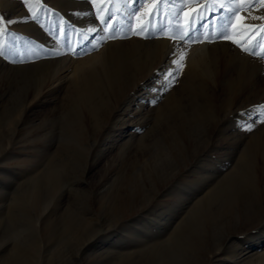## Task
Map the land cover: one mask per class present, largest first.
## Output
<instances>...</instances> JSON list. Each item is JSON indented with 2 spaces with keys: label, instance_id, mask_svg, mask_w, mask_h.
<instances>
[{
  "label": "rangeland",
  "instance_id": "1",
  "mask_svg": "<svg viewBox=\"0 0 264 264\" xmlns=\"http://www.w3.org/2000/svg\"><path fill=\"white\" fill-rule=\"evenodd\" d=\"M239 2L0 0V264H264V7L206 38Z\"/></svg>",
  "mask_w": 264,
  "mask_h": 264
},
{
  "label": "snow or ice",
  "instance_id": "2",
  "mask_svg": "<svg viewBox=\"0 0 264 264\" xmlns=\"http://www.w3.org/2000/svg\"><path fill=\"white\" fill-rule=\"evenodd\" d=\"M91 2V0H90ZM138 2L143 6L144 0H138ZM171 2H174V0H171ZM23 3L25 6H29L28 4V0H23ZM255 3H259L262 7H264V0H254L253 4H250L249 6H255ZM244 4V0H240L239 3H235L233 4L229 9H227V11L230 13L229 16L227 17H222L225 20V24L220 25V30L217 31L214 28L207 34V39L209 42H214L217 39L223 38L226 40H231L233 39V37L229 36L226 24L228 22H230L232 20L233 16H236L239 11H241L242 6ZM220 8H223V5H220ZM207 10V5L203 6L199 11H197L196 9H193L191 12H186V15H189L191 17L190 19V24L189 27L186 29H177L176 33L174 35H172L171 39L172 40H179L184 42V46H188V42L192 41L195 42L196 40H198L201 36H205V32L204 29L206 27H209L210 25H205V24H200L199 27H197V24H199L200 21H204L205 19H207L205 17V15L203 14L204 11ZM137 11H139V9H137ZM148 11H149V16H150V20H149V25L148 28L150 30V28L152 27L151 25V16L155 15L156 11H158V9L156 8L155 3H153L151 6L148 7ZM253 19H258L260 21H262L261 24L259 25H248L245 24L244 21V17H239V21L240 23L237 25L235 23L232 24V27L234 29H239V30H253V29H257L260 33L264 34V16H259V17H252ZM3 17H0V21H3ZM26 19H35V16L32 15L30 17H26ZM110 19V17H101V24H106V22ZM17 21H13V20H8L7 21V25H11L13 23H16ZM211 24L215 23V17L213 16L211 22ZM9 29L7 26H4L3 24H0V33H4V32H8ZM139 31H145V27L141 26L140 29H138ZM160 31L162 32L163 29L161 28ZM192 33H199V35H192ZM234 43L239 44L240 41L237 40H233ZM241 47H243V45H240ZM93 47L95 48L96 45H93ZM259 47V43L257 42L253 47H243V50L245 52H250L253 55H260L261 59H264V54L258 53L255 51V48ZM4 53L2 50H0V56H2ZM82 53L80 52H73V55H80ZM179 55V51L178 49L174 48V51L172 53L173 57H176ZM182 58V57H181ZM172 64L175 65V67H172L170 69L169 72H167L165 74V85L164 87L167 88L168 84L171 82L172 78L175 77V75L182 69L183 64L182 63H178V61L176 59L172 60ZM154 102V101H153ZM241 127L243 128L244 126L241 125ZM245 130L251 132L252 131V127L248 126Z\"/></svg>",
  "mask_w": 264,
  "mask_h": 264
},
{
  "label": "bare ground",
  "instance_id": "3",
  "mask_svg": "<svg viewBox=\"0 0 264 264\" xmlns=\"http://www.w3.org/2000/svg\"><path fill=\"white\" fill-rule=\"evenodd\" d=\"M3 2V1H2ZM2 6V5H1ZM0 6V7H1ZM65 12V11H64ZM263 11H255V10H253L252 12H250L248 15H247V17L245 18L247 21H249V22H251V23H257V22H260V20H258V19H253L252 17H259V16H261V13H262ZM262 16H263V14H262ZM237 18V17H236ZM63 36V35H62ZM59 37V36H58ZM60 38V37H59ZM61 39V38H60ZM196 49V48H195ZM193 53V52H192ZM197 54V53H196ZM201 54V53H200ZM192 58H194L196 55L193 53L192 55ZM190 56V57H191ZM201 56V55H200ZM198 57V56H197ZM203 57V56H202ZM196 58V57H195ZM199 61V60H198ZM162 62V61H161ZM164 62V61H163ZM162 62V63H163ZM161 63V65H163ZM170 64V63H169ZM173 65V64H172ZM173 67H175V65H173ZM168 68H169V66H168ZM170 70V69H169ZM161 71H159V69L158 68H156L155 70H154V73H151V78H155V76L157 75V74H159ZM162 73V72H161ZM150 78V79H151ZM261 238V236L260 235H257V237H255L254 238V240H253V242H251L250 240V242L252 243V245H250V248H253V247H255V246H257V247H260L261 245H263L264 244V240H261L260 239ZM249 243V242H248ZM250 243V244H251ZM208 256V255H207ZM208 257H210V256H208ZM207 257V258H208Z\"/></svg>",
  "mask_w": 264,
  "mask_h": 264
}]
</instances>
